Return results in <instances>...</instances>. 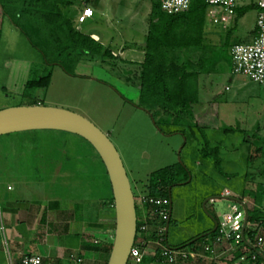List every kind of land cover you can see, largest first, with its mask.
I'll use <instances>...</instances> for the list:
<instances>
[{
    "label": "rangeland",
    "instance_id": "374dc122",
    "mask_svg": "<svg viewBox=\"0 0 264 264\" xmlns=\"http://www.w3.org/2000/svg\"><path fill=\"white\" fill-rule=\"evenodd\" d=\"M256 2L236 0V5L245 7ZM123 3V6L127 3L131 11V0H123ZM147 3L150 4V1L147 0ZM82 5L83 2H80L64 11L80 33L87 35L97 32L99 35L114 37L117 43L131 44L133 34L127 18L109 26V19L97 12L93 18L79 25L76 15ZM256 15L257 10L254 9L244 14L235 26L231 44L247 43ZM207 25L209 30L217 31L206 37L214 46L221 44L226 29L234 27L231 22L227 26L212 28L208 20ZM125 27L128 29L125 30ZM35 38L33 41L38 43L39 38ZM127 59L130 60L129 57ZM52 60L49 59L55 61ZM70 61L60 62L70 75L59 66H46L40 52L31 47L20 31L7 19H0V110L28 106L34 99L39 106L65 109L87 119L109 139L118 153L135 204L138 197L146 195L151 173L168 166L185 167L189 171L186 184L171 188L169 194L171 223L167 246L175 248L181 245L211 228L212 218L218 222L223 214L228 213L230 202L217 200L206 203L207 199L221 197L225 192L239 199L243 191L255 190L256 181H244L247 172L245 156L248 144L264 142V111L260 115V105L256 103L243 116L245 111H240L244 105H239L240 111L235 105H224L223 97L230 95L221 92L229 73L228 69L225 70V64V68L222 65L217 74L202 77L199 103L194 107L196 121L207 125V128H213L205 130L207 139L224 142L226 149L220 156L219 164L214 165V159L203 160L200 156L201 134L198 129L192 127L188 130L160 124L148 111L138 106V86L134 77L138 74L139 66L124 65L121 60L113 59L78 64ZM31 69L36 77L48 72L50 77L47 88L37 89L29 98L22 93ZM215 112L220 113L219 118L215 117ZM234 117L240 120L243 117V122L240 125L234 124ZM226 119H230V123ZM236 126L244 129L246 142H243L241 134H224L219 130L220 127ZM176 131H184V136L174 133ZM208 146L211 147L210 144ZM95 170L100 174L105 195L109 196L110 191L106 185L108 181L105 176L102 179L104 166L93 148L83 139L56 131H29L0 136V176L28 177L31 183L24 185L25 189L34 188L32 181H41L43 188V183L48 182L47 177H52L51 173L70 174L66 179L70 183L74 182L73 178L92 182L91 173ZM5 180L18 190L23 187L19 183L22 180ZM29 181L25 180V183ZM245 201L252 206L250 199ZM139 209L144 215V209L140 206ZM112 214L114 219V211Z\"/></svg>",
    "mask_w": 264,
    "mask_h": 264
},
{
    "label": "trees",
    "instance_id": "16d2710c",
    "mask_svg": "<svg viewBox=\"0 0 264 264\" xmlns=\"http://www.w3.org/2000/svg\"><path fill=\"white\" fill-rule=\"evenodd\" d=\"M88 0H0L1 19H7L25 37L28 43L40 52L46 66H59L66 74H71L61 61L70 62H94L99 59H113L111 51L103 48L89 35L80 33L73 26L71 17L64 13L65 10L75 7L80 2ZM150 12L148 15V30L144 39L143 61L139 64V71L135 80L138 86V106L148 111L154 120L167 126L188 129H198L201 134L200 156L203 160L214 159V165H218L226 149L222 141H210L205 130L207 126L196 121L194 107L199 103V80L207 75L220 72L222 65L231 63L230 49L240 43H230V39L238 21L250 10L256 9V4L251 3L245 7H236L233 19V28L225 30L221 44L214 46L207 40V5L205 0H190L187 11L168 15L160 8V0H149ZM39 38V42L33 38ZM36 39V38H35ZM49 59L55 61L51 62ZM58 61V62H57ZM72 63V64H73ZM31 69L29 77L23 88L26 97L37 89H45L48 85L49 72L36 77ZM38 103L32 99L28 106H36ZM156 124V123H155ZM224 134H241L246 142L244 131L232 127H220ZM184 136V131H176ZM248 144L245 165L247 172L245 182H255V190H246L240 194V200L250 199L252 206L246 203L248 209V222L242 233L243 240L238 244L245 248L248 254H255L257 262L262 258L257 254L255 245L257 231L264 235V142ZM261 142V143H260ZM211 145L209 147L208 145ZM102 168V167H101ZM249 169L252 171L249 172ZM103 176L108 181L104 170ZM260 181H257L258 178ZM189 178V171L179 165L168 166L150 174L146 186V195L154 198L168 199L171 188L185 183ZM186 184V183H185ZM110 195L107 198V207L113 213V199L109 182H106ZM111 205V206H110ZM135 204L136 226L139 227V206ZM171 206V204H170ZM147 217L148 230L141 234L138 230L133 247H137L140 239L160 240L167 246V234L170 227V214L167 232L158 233V226L165 229V222L152 216L154 210L143 208ZM113 215V214H112ZM113 218V216H112ZM114 220V219H113ZM214 220V218H213ZM215 221V220H214ZM216 222V221H215ZM114 229V225H112ZM213 226L188 241L176 246V249L192 248L201 241L214 239L217 229ZM206 234V235H205ZM141 237V238H140ZM138 239V240H137ZM111 242L104 244L102 249L107 262ZM171 248L170 246H167ZM253 247V248H252ZM138 248V247H137ZM238 258V257H237ZM164 262L159 249L152 258L142 257L139 264H157ZM165 263V262H164ZM127 264H134L128 260Z\"/></svg>",
    "mask_w": 264,
    "mask_h": 264
},
{
    "label": "crops",
    "instance_id": "0c3cea01",
    "mask_svg": "<svg viewBox=\"0 0 264 264\" xmlns=\"http://www.w3.org/2000/svg\"><path fill=\"white\" fill-rule=\"evenodd\" d=\"M92 1L88 0L86 5L83 3L76 15L78 19L83 10L90 9L92 16L78 24H84L97 12L100 16L109 19L107 22L109 26L112 23L118 24L119 21L127 18L130 21L131 34H133L131 44L117 43L114 37L99 35L97 32L87 35L103 48H108L113 60H121L124 65L139 66L144 56V39L148 30L150 4L147 0H131L130 11L127 3L123 6V0ZM255 10L258 13V9ZM255 21L246 44L251 43L255 37ZM126 29L128 28L125 27ZM215 29L218 30V28ZM216 33V30H209L207 27V34ZM128 57L130 60L127 59ZM226 66L227 68L225 65L224 68L228 69L229 73L227 83L221 92L230 95L223 97L224 105H235L239 108L238 111L241 109L239 105H244L240 111L241 113L245 111L244 116L248 109L255 107L258 103L261 115L264 111V91L262 90L264 85L245 81L231 73V63ZM215 115L219 118L220 113L215 112ZM228 120L226 122L230 123ZM241 120L236 118L233 123L240 125L243 122ZM233 128L244 131L240 126ZM51 175L52 177H47L48 182L43 183V188L41 181L40 183L32 181L34 188L26 189L24 185L31 183L28 177L21 178L12 175L5 178L0 176V264H18L20 258L26 255L40 256L47 264H73L74 256L80 258L82 264H105L102 247L113 239L114 220L110 208L106 205L108 196L105 195L100 174L95 170L91 173L92 182L82 178H73L72 183L66 180L70 174L51 173ZM4 179L22 180L19 183L23 187L18 190L11 186V183L3 181ZM57 179L63 181L60 182ZM25 180L29 182L25 183ZM14 185H16L15 182ZM225 193L228 194V192ZM243 202L246 204L245 200ZM142 215L140 212L139 216ZM213 241L214 239L209 238L195 245L197 248L211 246L214 251L213 255L207 254L203 258L188 259L186 262L175 264H239L240 257L249 256L245 248L232 242L214 244ZM138 244L137 247L142 251L143 257L147 258H152L159 247L155 240H144L143 238ZM257 254H260L259 251Z\"/></svg>",
    "mask_w": 264,
    "mask_h": 264
},
{
    "label": "built area",
    "instance_id": "2783aa9c",
    "mask_svg": "<svg viewBox=\"0 0 264 264\" xmlns=\"http://www.w3.org/2000/svg\"><path fill=\"white\" fill-rule=\"evenodd\" d=\"M207 5L206 18L209 25L213 27L227 26L233 22L237 7L236 0H205ZM190 0H160L161 10L168 14H179L187 11ZM256 8L258 9L255 21V37L249 44L234 45L230 49L231 57V73L235 76H242L250 83L256 85H264V0H257ZM92 16L90 9H85L82 15L78 18V23H83L86 18ZM225 195H228L225 193ZM135 201V198H134ZM141 208H151L152 216L156 217L159 222H167L170 213V201L164 198H154L143 195L136 199V205ZM111 206V205H110ZM113 207V206H111ZM244 220V213L242 208L233 203L229 208L228 213L223 214L221 219L217 222V235L214 238V244H221L224 242H232L238 245L243 240L241 232ZM140 225L137 228L141 234H145L148 230L147 217L142 215L140 217ZM158 233H165L162 226H158ZM158 240V249L163 261L167 264H175L178 262H186L188 259L203 258L207 254L213 255L214 251L211 246H202L197 248H169L160 243ZM255 247L262 255V262L264 264V235L257 231L255 237ZM143 257L142 251L137 247H132L128 260L134 264H139ZM73 264H82V260L76 256L72 258ZM257 258L255 254H249L248 257H240L239 264H256ZM18 264H47L40 256L26 255L20 258Z\"/></svg>",
    "mask_w": 264,
    "mask_h": 264
},
{
    "label": "water",
    "instance_id": "95a60500",
    "mask_svg": "<svg viewBox=\"0 0 264 264\" xmlns=\"http://www.w3.org/2000/svg\"><path fill=\"white\" fill-rule=\"evenodd\" d=\"M29 131L72 134L83 139L96 152L107 174L114 209V233L106 264H127L136 236L135 201L122 162L109 139L87 119L65 109L36 105L0 110V136ZM217 200L235 203L242 208L243 233L249 217L246 204L230 196L211 197L206 203ZM216 227L217 223L213 220L212 231ZM167 229L168 223L165 232Z\"/></svg>",
    "mask_w": 264,
    "mask_h": 264
},
{
    "label": "clouds",
    "instance_id": "9594fccd",
    "mask_svg": "<svg viewBox=\"0 0 264 264\" xmlns=\"http://www.w3.org/2000/svg\"><path fill=\"white\" fill-rule=\"evenodd\" d=\"M224 196H228V195H225V194H224ZM242 201H243V200H242ZM170 204H171V203H170ZM170 208H171V206H170Z\"/></svg>",
    "mask_w": 264,
    "mask_h": 264
}]
</instances>
